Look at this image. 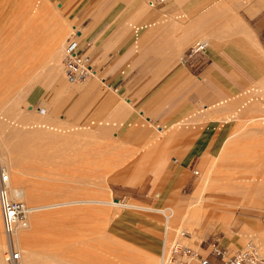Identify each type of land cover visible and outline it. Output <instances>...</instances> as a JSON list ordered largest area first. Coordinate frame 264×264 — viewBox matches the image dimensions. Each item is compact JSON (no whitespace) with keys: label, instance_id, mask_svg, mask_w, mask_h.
Returning a JSON list of instances; mask_svg holds the SVG:
<instances>
[{"label":"crops","instance_id":"crops-1","mask_svg":"<svg viewBox=\"0 0 264 264\" xmlns=\"http://www.w3.org/2000/svg\"><path fill=\"white\" fill-rule=\"evenodd\" d=\"M50 1H56L82 30L78 31L81 52L89 55L94 75L73 83L61 74L45 76L51 70L49 60L62 47L64 29H54L46 37L47 16L29 13L36 0H0V80L26 86L35 70H43L33 86L40 87L34 105H44V113L24 115L23 126L34 128L22 137L24 144L37 139L57 142L67 127L70 132L63 140L73 150L70 165L83 169L87 165L98 175L75 177L73 170H61L59 165L54 170L45 168L44 154L35 149L28 156L20 154L24 151L20 148L8 151L7 160L24 176L80 186L101 182L103 196L150 206L130 207L108 229L109 217L106 232L157 257L164 241V221L156 207L170 204L183 209L185 189L195 183L236 126V120L227 119L223 112L228 106L237 109V97L249 85L264 83V0ZM25 10L26 25L15 40L9 26ZM196 39H205L206 48L184 57ZM16 45L22 47L14 50ZM19 70L27 73L14 78L13 71ZM34 117L38 121L44 117L49 120L44 123L55 128L36 129ZM109 133L115 138L112 147L107 140L88 144L90 136ZM111 149L118 152L120 167L106 175ZM53 172L63 177L55 178ZM254 209L244 208L227 230L222 229L226 239L221 243L227 248L239 247L252 233L264 250V208ZM60 214H54L56 220ZM205 246L200 244V252L217 264V256Z\"/></svg>","mask_w":264,"mask_h":264},{"label":"rangeland","instance_id":"rangeland-1","mask_svg":"<svg viewBox=\"0 0 264 264\" xmlns=\"http://www.w3.org/2000/svg\"><path fill=\"white\" fill-rule=\"evenodd\" d=\"M44 2L43 0H36L35 4H33V6L29 9V11H31L29 13L35 16H37L38 13L47 16L46 19H44L46 21L44 23V25L46 26V37H49V34L51 35L54 29H60V27L64 29L61 37L59 36L60 40H62V47L59 48L61 54L60 59L55 65H49L51 67V70L46 71V73L43 72V70H35V72H33L35 75L34 78H31L29 84H27L26 86L15 85L17 83L16 80L13 81L14 84H11V81L8 80H0V158H2V163L5 162L3 163V165L5 164L4 166L12 168L11 162L7 160L8 155L10 154L8 151L15 152V150L20 148L24 149V151L20 150V154L28 156V154L35 149L44 154V162H42V165L44 163L45 168L54 170V168L59 165L61 170H73L74 172H72L75 177H96L98 173L94 168H90V170H88L89 166L87 165H84V169L78 165H70L73 150L70 146L64 143L63 140L64 136L68 132H70L68 131V128L66 130L63 129L62 131H60V138L57 142L47 139H37L32 144L27 145L24 144L25 139H22V137L26 133L34 129L28 125L26 127L23 126L22 121L24 115H29L31 113L38 114V111L41 112V110L44 109V105L36 106V103L34 105V99L40 91V87L38 85H33L36 83V80L38 81L40 79L42 73H45V76H49L51 74L54 75L57 73L61 74V76L63 77V45L66 36L69 34L72 28H77L78 26L77 23L66 16L64 9L58 8L56 1L45 0ZM41 4H43V6H41ZM24 12L25 14H27L28 11L25 10L23 12H20L17 19H14L12 24L9 26V32H13L14 39L17 36L19 38L21 37L22 27L26 25L27 18ZM58 19L61 21H58ZM194 41H192L191 44L194 43ZM48 44L49 43H47L46 45L47 50L45 59L47 58L49 50ZM18 46L15 47L14 50H18V48L22 47L20 45ZM25 73L27 72L21 70L13 71L14 78H17L19 76L22 77V75H25ZM31 73L32 71L28 72V74ZM237 101L238 109H236V112L234 114V118H236V126L226 138L231 136L233 132L239 133L241 131L240 129L243 127L244 129L246 128L249 132H252L255 128H257L255 123L252 121V117L264 118V110L263 113L258 114L260 115L258 117H256L257 113H254L255 117L251 112L248 113V108H250L252 105L259 106L260 104L262 106H260V108L264 109V83H253L249 85L247 88L241 91V93L237 97ZM29 105H32V108H28ZM242 106L244 107V109ZM239 110H242V112H240ZM49 113L50 112H48V114ZM262 122L260 121L259 125L260 128L264 129V122ZM257 130L260 131L259 129H256V131ZM48 131L51 132V128H48ZM258 131L254 137L252 136V138L250 137L249 139L244 140L246 142H241L239 147L240 149H230L232 146L228 148L226 147L230 152L229 153L227 151L229 154L233 155L237 152L238 153L235 158L232 157L231 161H220L221 166H219V170L222 171L221 174L223 181L222 184L221 181L219 182V184H221L222 187L224 186V183H226L231 178L232 180L237 181H243V179L246 178L250 179V186L252 183L258 182L261 184L262 182H264V131ZM226 138H224V140ZM114 139L115 138L111 133L105 134L103 136L98 134L92 136V138L90 136L88 144L90 145L92 141L94 143H101L102 140H107L111 143L112 147V143L115 142ZM224 140L221 142L218 149L213 153V157L210 159V163L216 155H219ZM244 144L245 146L243 147ZM108 153L109 170L105 173L106 175L112 174L120 167L118 166L120 165V162L117 158L118 152L111 149ZM90 154H92V152L89 151L87 158ZM37 165L39 164L37 163ZM207 168L199 173L194 184H191L185 189L183 196V198L185 199L182 202L183 209L181 211L170 204L158 205V207H156L157 210L166 211V214H159L161 219L164 221V249L166 247V244H169L173 240L188 244L198 249L200 244L202 246H205L207 242L211 241L214 236L219 237L220 241L223 243L226 237L221 236L222 229L227 230L230 227L236 214L242 213L244 208H249V210L251 211H255L254 208H264V206H262L264 203V189H261V191H263L259 194H250L249 201L240 200L236 202L237 206L233 207L234 210L232 212V217H229L228 219L223 221L217 220L218 216H220L222 212V214H224V212L226 213L229 210L227 204L222 202V198L229 196V194H225V191H223L222 189H210L205 194V199L207 198V201L205 200L202 204L204 213L200 214V216L202 217V219L200 218V223L194 224L193 226L185 225L181 228L180 222L182 221L184 215L189 212V209L190 211H194L199 208V206H197L196 208L195 206L189 208L188 201L190 200V197L194 195L195 191L197 192L199 187L201 186V177L205 174ZM52 175H54L55 178L63 177V174H60L59 172H53ZM27 178H29V182L26 186L27 189L35 190V192L30 195L28 200H23L28 202L31 208H40L47 205H59L62 203L76 202L73 204L59 205L57 206V208L55 207L54 210L40 211L35 215L37 217L34 220L33 229L29 233L28 237H26L25 242H23L22 246L25 249H33L34 252H36L38 256V263L36 264H159L164 241L162 243V246L160 247V254H158L157 257H154L151 255V253L143 251L134 242L125 241L122 238H119V236L117 235L113 237L106 232L110 227L115 225V221L119 222V218L121 216L123 217L126 215L127 211H131L129 208L117 206L115 204L122 203L125 205H134L136 206L135 208H151L150 206L143 205L128 198H125V200L116 201V199H113L110 195L103 196V187L101 182H98L96 185L80 186L72 182L62 181L59 179L55 180L35 176H27ZM104 185L107 186L106 182L104 183ZM85 200L92 202L87 205L78 203ZM169 209L172 211H170ZM173 210H177L178 214ZM216 211L218 213H216ZM59 212H61V214L56 220V215L54 214H57ZM208 212L210 214L209 216ZM215 213L217 214L216 218L214 216ZM260 213L262 214L261 211ZM167 214L172 217V220H170L171 218ZM39 215H41L40 218ZM173 216L175 218H173ZM262 216H264V214H262ZM109 217H111V222L108 229H106V224ZM0 226L2 229L3 243L5 244L6 237L1 225V221ZM179 228L181 231L179 230ZM114 230H118L122 234H128V232L124 228H122L121 230L116 228ZM183 233L189 234L187 235L189 238H184ZM213 234L214 236H212ZM248 241L253 242L256 245L260 255L264 256V250L262 249L261 242L252 233L250 236H245L243 238V241L239 247L243 246ZM239 247L235 248L230 246L226 248L230 254ZM131 248H133V250ZM4 252L5 250L0 254V257L2 259L5 255ZM142 255L147 256L143 257ZM145 257H151L154 260L150 261L149 259V263L147 262L148 259L144 261ZM19 258H21V254ZM23 260L24 254H22V258L19 263ZM3 264L7 263L3 262ZM189 264H196V262L192 261Z\"/></svg>","mask_w":264,"mask_h":264},{"label":"bare ground","instance_id":"bare-ground-1","mask_svg":"<svg viewBox=\"0 0 264 264\" xmlns=\"http://www.w3.org/2000/svg\"><path fill=\"white\" fill-rule=\"evenodd\" d=\"M160 1V0H159ZM238 2V1H237ZM242 3V2H241ZM171 28V27H170ZM78 40H79V37H78ZM59 58H60V51H59V49H58V51L56 52V56H53V57H51V60H49L50 62H48V64L51 66V65H55L58 61H59ZM47 63V62H46ZM49 66V67H50ZM42 71V70H41ZM92 75H94V72H93V74ZM87 78V77H86ZM34 81V80H33ZM70 83H73V82H70ZM75 84V83H74ZM113 101V100H112ZM226 101V100H225ZM225 103H227V101L225 102ZM220 104H222V103H220ZM232 104V103H231ZM228 105H230V104H228ZM232 106V105H231ZM260 104H259V106L258 105H252L250 108H248V113H252L253 114V116L255 115L254 113H257V116L256 117H258V116H260V115H258V114H260V113H263V108H260ZM219 107V106H218ZM217 107V108H218ZM221 107V106H220ZM235 107V106H234ZM234 107H230V106H228L227 108V110L225 111V112H223V116L224 117H227V119H228V117L230 118H234V114H235V112H236V109H234ZM243 107V106H242ZM262 107V106H261ZM223 109V108H222ZM222 109H219L218 108V110H222ZM238 109V108H237ZM243 109H244V107H243ZM217 111V110H216ZM231 111L233 112V113H231ZM240 112H242V110H239ZM41 113H44L43 112V110H41ZM218 113V112H217ZM220 113V112H219ZM218 113V114H219ZM232 114V115H231ZM239 114V113H238ZM46 115V114H45ZM222 116V117H223ZM255 117V116H254ZM28 118V117H27ZM35 118V117H34ZM33 118V119H34ZM20 119H21V117H20ZM37 119H38V117H37ZM36 118L34 119V121L36 120V125H35V123L34 122H32L34 125H32V126H34L36 129H38V126L39 127H41V126H45V127H49V128H51V126L53 125L52 123H51V126H50V124H48L49 122V120L47 121L48 123H44V117H40V120L38 121ZM53 119V118H52ZM234 119H236V118H234ZM222 120V119H221ZM19 121H21V120H19ZM29 121V120H28ZM45 121V122H46ZM252 121L255 123V125L257 126V128H255L252 132L250 131H248L246 128L244 129V127L243 128H241L240 130V132L238 133H234L233 132V134L231 135V136H229L228 138H226L225 140H224V143L222 144V147H221V149H220V153H219V155H216L214 158H213V160H212V162L210 163V165H209V167L207 168V170H206V172H205V174L201 177L202 179H201V182H202V184H201V186L199 187V189H198V191L196 192L195 191V193H194V195H192L191 197H190V200L188 201V207L189 208H192V207H194L195 206V208L197 207V206H199V208L198 209H196V210H191L190 211V209H189V212H187V214H185L184 215V217L182 218V221L180 222V225H181V228H182V226H185V225H188V226H193L194 224H198V223H200L199 221H200V218L202 219V217L200 216V214L201 213H204V208L202 207L203 205V202L207 199H205V194L210 190V189H222L223 191H225V194L227 193V194H229V196H227V197H225V198H222V202H224V203H226L227 204V206H228V208H229V210L225 213L224 212V214H222L221 213V215L220 216H218V219L217 220H220V221H223V220H226V219H228L229 217H232L233 216V210H234V206H237V204H236V202H238V201H249L250 200V194H252V193H257V194H259L260 192H262L261 191V189H264V182H262L261 184L260 183H252L251 184V186H250V179H243V181H237V180H232V178L230 179V180H228L226 183H224V186L222 187L221 186V184H222V181H223V179H222V174H221V172L222 171H220L219 170V166H221L220 165V161L222 160H224V161H231V159H232V157H236V155H237V153L236 154H229L230 152L228 151V147H230V146H232L230 149H232V148H237V149H240L239 147H240V143L241 142H243L244 140H247V139H249L250 137L252 138V136L254 137L255 135H256V133H257V131H256V129H259L260 131H264V129L263 128H260V125H259V122L261 121H263L264 122V118H261V117H258V118H253L252 117ZM30 122V121H29ZM28 122V123H29ZM262 122V123H263ZM25 123H26V121H25ZM254 123H253V125H254ZM261 124V123H260ZM49 125V126H48ZM54 126H55V124H54ZM255 126V127H256ZM259 126V127H258ZM53 127V126H52ZM262 127V126H261ZM53 128H55V127H53ZM61 128H63V127H61ZM113 128V127H112ZM39 129H42V127L41 128H39ZM45 129H47V128H45ZM57 129V128H56ZM60 129V128H59ZM58 129V130H59ZM65 129H67V127L65 128ZM43 130V129H42ZM76 130V129H75ZM82 130V129H81ZM246 130H247V132H246ZM43 131H45V130H43ZM260 131H258V132H260ZM38 133H39V131H37ZM86 133H88V132H86ZM77 134V133H76ZM78 134H80L79 132H78ZM82 134V133H81ZM2 136V135H1ZM37 136V135H36ZM34 137V136H33ZM40 137V136H39ZM34 139H35V137H34ZM251 141V140H250ZM244 142H246V141H244ZM248 145V144H247ZM245 146V144L243 145V147ZM253 146H255V145H253ZM227 147V148H226ZM241 147H242V145H241ZM246 149V148H245ZM244 149V150H245ZM242 150V149H241ZM229 153H228V152ZM235 151V150H234ZM240 151V150H239ZM246 151V150H245ZM245 151H244V153H245ZM10 154H11V152H10ZM240 155H242V154H240ZM239 155V156H240ZM12 162H14V159L12 160ZM0 163H1V165H2V167H3V169L5 170V171H7L8 173H9V176H10V181H9V188H10V193H11V196H12V198H21V199H29V197H30V195L32 194V193H34L35 192V190H29V189H27V184H28V182H29V178H27V176L28 177H30L29 175H26V173H25V175L26 176H24L23 175V173H19V171H17L16 169L14 170V169H12L11 167L10 168H8V167H6V166H4L3 165V163H5V162H3L2 163V158H0ZM8 164H10V163H8ZM23 175V176H22ZM223 175H224V173H223ZM33 176V175H32ZM235 176V175H234ZM11 181H12V185H11ZM221 181V184H219V182ZM37 183V182H36ZM34 184V183H33ZM38 185V184H37ZM221 186V187H220ZM36 187V186H35ZM38 187V186H37ZM41 188V187H40ZM216 190V191H217ZM221 191V190H220ZM254 196V195H253ZM243 199V200H242ZM254 199V198H253ZM258 199H260V198H258ZM207 201V200H206ZM92 201H81V202H78V203H82V205H87V204H89V203H91ZM94 202V201H93ZM235 202V203H234ZM73 203H76V202H69V203H62V204H59V205H64V204H73ZM59 205H47V206H42V207H40V208H37V207H32L31 208V212H30V214H29V216H28V219H27V223L25 224V225H23V226H17V228L15 229V231H14V233H13V249H17V250H19V252H20V254H21V258H22V254H24V260L22 261V262H20L19 263V261L21 260V258H19V259H17V260H14V261H8L7 259H6V250H7V237H6V234H5V232H4V234H5V237H6V240H5V244L3 243L2 244V246L0 245V254L5 250V255H4V257H3V259L0 257V264H3V262H6L7 264H36V263H38V261H37V259H38V256H37V254H36V252H34V250L33 249H25L22 245H23V242H25V239H26V237H28V235H29V233L32 231V229H33V224H34V220H35V218L37 217V216H35L38 212H40V211H44V210H54L55 209V207L57 208V206H59ZM115 205H117V206H123V207H125V208H130V207H136V206H132V205H125V204H122V203H119V204H115ZM201 205V206H200ZM206 205V204H205ZM141 208H143V207H141ZM194 208V209H195ZM170 210V209H169ZM185 210V209H184ZM188 210V209H187ZM170 211H172V210H170ZM174 211V210H173ZM176 211V213L178 214V211L177 210H175ZM174 211V212H175ZM159 212H160V210H159ZM220 212V211H219ZM161 213H164V214H166V211H162L161 210ZM175 213V214H176ZM206 213V212H205ZM216 213H218L217 211H216ZM215 213V218H216V214ZM220 214V213H219ZM168 215V214H167ZM166 215V216H167ZM169 215H170V213H169ZM168 215V216H169ZM172 215V214H171ZM180 215V214H179ZM210 214H209V212H208V216H209ZM41 217V215H39V218ZM170 217V216H169ZM171 219L170 220H172V217H170ZM173 218H175L174 216H173ZM169 219V218H168ZM170 222V221H169ZM168 222V223H169ZM182 223V224H181ZM192 223V224H191ZM168 226H169V224H168ZM171 226V225H170ZM170 228V227H169ZM191 228V227H190ZM176 230V229H175ZM179 230H180V228H179ZM178 230V231H179ZM192 230V229H191ZM190 230V231H191ZM181 231V230H180ZM185 231V230H184ZM181 233V232H180ZM191 233V232H190ZM187 235H189V234H187V233H183V237L184 238H189ZM123 242V241H122ZM118 244H119V241H118ZM167 245V244H166ZM121 246V245H120ZM129 246V245H128ZM130 247V246H129ZM128 248V247H127ZM132 250H133V248H131ZM137 251V250H136ZM139 251V250H138ZM199 251H200V246H199ZM227 252H228V250H227ZM229 253V252H228ZM260 254V253H259ZM139 256V255H138ZM143 257L144 256H147V255H142ZM141 259V258H140ZM146 259H148V261L147 262H149L150 263V261L151 260H154L153 258H146L145 257V259H144V261L146 260ZM149 259H150V261H149ZM156 259V258H155ZM153 263V262H152ZM155 263V262H154ZM147 264V263H146ZM151 264V263H150Z\"/></svg>","mask_w":264,"mask_h":264},{"label":"built area","instance_id":"built-area-1","mask_svg":"<svg viewBox=\"0 0 264 264\" xmlns=\"http://www.w3.org/2000/svg\"><path fill=\"white\" fill-rule=\"evenodd\" d=\"M78 31L76 27L72 28L63 45L62 72L68 82L80 81L94 72L89 55L81 52ZM206 46L205 39H197L188 47L184 57L203 51ZM9 181V173L0 163V215L3 231L7 237L6 259L14 261L20 257V252L13 249L12 236L17 226L27 223L31 206L21 198H12ZM205 247L208 248L209 253L217 256V264H264V256L259 254L256 245L251 241L230 254L216 236L208 241ZM192 261L196 264H214L208 255H203L198 248L173 240L162 250L159 264H189Z\"/></svg>","mask_w":264,"mask_h":264},{"label":"water","instance_id":"water-1","mask_svg":"<svg viewBox=\"0 0 264 264\" xmlns=\"http://www.w3.org/2000/svg\"><path fill=\"white\" fill-rule=\"evenodd\" d=\"M115 199H117V198H115Z\"/></svg>","mask_w":264,"mask_h":264}]
</instances>
